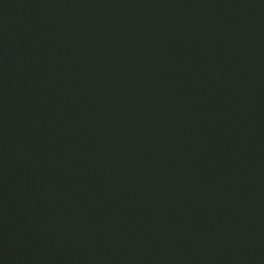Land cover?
Segmentation results:
<instances>
[{
  "label": "water",
  "instance_id": "1",
  "mask_svg": "<svg viewBox=\"0 0 264 264\" xmlns=\"http://www.w3.org/2000/svg\"><path fill=\"white\" fill-rule=\"evenodd\" d=\"M0 264H264V0H0Z\"/></svg>",
  "mask_w": 264,
  "mask_h": 264
}]
</instances>
